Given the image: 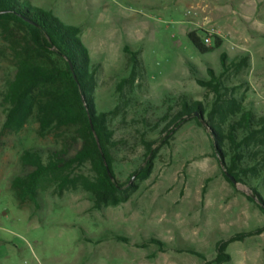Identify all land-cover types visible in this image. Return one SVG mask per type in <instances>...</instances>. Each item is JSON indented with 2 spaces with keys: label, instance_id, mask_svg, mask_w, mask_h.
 Here are the masks:
<instances>
[{
  "label": "rangeland",
  "instance_id": "rangeland-1",
  "mask_svg": "<svg viewBox=\"0 0 264 264\" xmlns=\"http://www.w3.org/2000/svg\"><path fill=\"white\" fill-rule=\"evenodd\" d=\"M27 1L80 29L97 68L94 100L107 114L114 171L125 191L118 206L98 210L81 188L60 191L46 178L37 203L19 206L12 181L32 171L21 165L25 150L66 147L74 155L80 146L72 129L42 134L36 108L20 131L3 132L1 102L19 63L13 42L25 41L12 24L0 26V264H209L220 240L264 228V214L248 199L251 189L225 180L208 128L188 119L163 143L182 102L211 110L214 93L196 81L209 80L210 68L221 77L226 98L264 116V0ZM221 2L228 6L221 9ZM209 27L222 46L202 54L188 35ZM223 53L227 64L242 56L248 63L225 70ZM151 144L157 151L153 171L138 179ZM77 174L93 176L89 165ZM252 184L264 199V179ZM227 253L228 264H264V233L231 244Z\"/></svg>",
  "mask_w": 264,
  "mask_h": 264
},
{
  "label": "trees",
  "instance_id": "trees-1",
  "mask_svg": "<svg viewBox=\"0 0 264 264\" xmlns=\"http://www.w3.org/2000/svg\"><path fill=\"white\" fill-rule=\"evenodd\" d=\"M11 24L24 33L25 43L13 42L19 63L1 102L6 114L3 132L20 131L36 108L42 134L51 129H72L76 131V141L80 146L74 155H70L71 150L66 147L25 150L20 162L25 169L32 171L12 181L19 206L37 203L38 188L46 178H53L60 191L81 188L89 195L95 209L105 205L118 206L125 185L120 184L115 175L113 133L107 126V114L99 112L95 104L97 68L93 67L89 50L80 38V29L65 25L51 12L32 6L27 0H0V26ZM188 39L202 54L222 46L221 38L215 37V44L209 49L204 44L203 33L192 32ZM132 59L136 62V55ZM221 61L225 70H230L247 65L248 57L242 56L239 62L227 64V55L223 53ZM208 72L209 80L196 81L200 87L214 93L216 100L211 110L207 111L201 102H182L181 110L169 120L163 131L166 134L163 143L188 119L208 128L213 156L237 184L251 189L253 195L248 197L249 201L264 214V199L252 184L264 179V116L258 117L251 110H245L233 97L226 98L221 77L212 68ZM150 155L145 165L135 173L138 179L149 177L153 171L157 151L152 149V144L147 157ZM87 165L91 167L93 176L77 174ZM223 176L232 187H236L224 171ZM206 190L207 186L203 188V196ZM263 233L264 228H259L220 240L215 246V259L208 263H230L231 256L227 251L231 244ZM116 240L128 242L123 237H116ZM150 243L159 245L161 252L167 249L156 239ZM184 251L207 262L199 252L192 249Z\"/></svg>",
  "mask_w": 264,
  "mask_h": 264
},
{
  "label": "built area",
  "instance_id": "built-area-1",
  "mask_svg": "<svg viewBox=\"0 0 264 264\" xmlns=\"http://www.w3.org/2000/svg\"><path fill=\"white\" fill-rule=\"evenodd\" d=\"M216 35H217V31L215 30L214 27H209L208 29H206V31L203 33L204 44L206 46L212 45Z\"/></svg>",
  "mask_w": 264,
  "mask_h": 264
},
{
  "label": "water",
  "instance_id": "water-1",
  "mask_svg": "<svg viewBox=\"0 0 264 264\" xmlns=\"http://www.w3.org/2000/svg\"><path fill=\"white\" fill-rule=\"evenodd\" d=\"M221 166H222V168H224V165H223V164H222ZM107 170H108L109 175L111 176V171H110V169L108 168V166H107ZM225 175H226L228 178H230V180H231L235 185L237 184V181L235 180V178H234L233 176H231L229 173H227L226 171H225Z\"/></svg>",
  "mask_w": 264,
  "mask_h": 264
},
{
  "label": "crops",
  "instance_id": "crops-1",
  "mask_svg": "<svg viewBox=\"0 0 264 264\" xmlns=\"http://www.w3.org/2000/svg\"><path fill=\"white\" fill-rule=\"evenodd\" d=\"M228 6V3L226 4V2H221L220 3V8L221 9H223V8H225V7H227Z\"/></svg>",
  "mask_w": 264,
  "mask_h": 264
}]
</instances>
